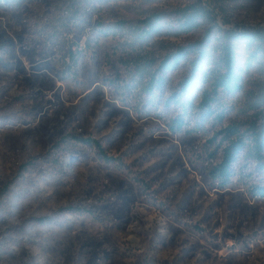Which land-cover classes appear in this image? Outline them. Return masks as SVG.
<instances>
[{
    "label": "rangeland",
    "instance_id": "obj_1",
    "mask_svg": "<svg viewBox=\"0 0 264 264\" xmlns=\"http://www.w3.org/2000/svg\"><path fill=\"white\" fill-rule=\"evenodd\" d=\"M205 1L223 7L221 26L264 25V0ZM190 2L0 0V264H264V198L208 171L217 131L264 122V74L246 70L222 124L167 101L187 65L147 83L165 55L204 41L205 28L173 29Z\"/></svg>",
    "mask_w": 264,
    "mask_h": 264
},
{
    "label": "trees",
    "instance_id": "obj_2",
    "mask_svg": "<svg viewBox=\"0 0 264 264\" xmlns=\"http://www.w3.org/2000/svg\"><path fill=\"white\" fill-rule=\"evenodd\" d=\"M222 9L220 5L205 0H191L178 10L173 25V29L180 33L205 28L204 41L210 42V48L216 53L213 61H210L212 59L209 58L206 42L181 45L165 55L157 69L151 72L147 82L152 87L161 89L166 81L165 73L187 65L190 74L167 101L181 104L185 99V109L188 110L186 119L194 115L198 123L210 119L222 124L225 115L223 98L242 92L246 70L256 64L260 73L264 74V25L233 28L229 27V20H222L221 26L218 24L217 14ZM151 29L150 25L148 30H143L142 35H148ZM199 81L204 83L203 86H208L209 92L204 91L197 105L188 103V97L192 96L195 84ZM257 90L264 93V86H257ZM257 118L251 120L247 127L229 123L217 131L220 140L208 155V159L212 161L208 171L220 189L226 188L239 176L250 181L249 190L253 196L264 198V122H258ZM184 125V118L178 116L173 119L172 129L179 130ZM86 142L103 152L98 141ZM103 157L107 160L111 158L106 155ZM2 192L1 190L0 206L4 201Z\"/></svg>",
    "mask_w": 264,
    "mask_h": 264
}]
</instances>
